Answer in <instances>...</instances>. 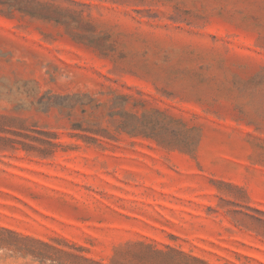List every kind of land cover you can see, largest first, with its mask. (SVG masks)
<instances>
[{
    "label": "rangeland",
    "instance_id": "obj_1",
    "mask_svg": "<svg viewBox=\"0 0 264 264\" xmlns=\"http://www.w3.org/2000/svg\"><path fill=\"white\" fill-rule=\"evenodd\" d=\"M0 264H264V0H0Z\"/></svg>",
    "mask_w": 264,
    "mask_h": 264
}]
</instances>
